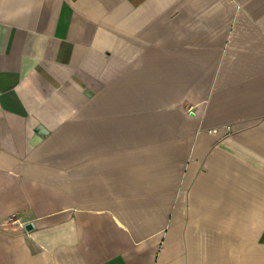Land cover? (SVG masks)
<instances>
[{
	"label": "crops",
	"instance_id": "crops-1",
	"mask_svg": "<svg viewBox=\"0 0 264 264\" xmlns=\"http://www.w3.org/2000/svg\"><path fill=\"white\" fill-rule=\"evenodd\" d=\"M0 264H264V0H0Z\"/></svg>",
	"mask_w": 264,
	"mask_h": 264
},
{
	"label": "built area",
	"instance_id": "built-area-1",
	"mask_svg": "<svg viewBox=\"0 0 264 264\" xmlns=\"http://www.w3.org/2000/svg\"><path fill=\"white\" fill-rule=\"evenodd\" d=\"M215 131H217V129H215ZM9 220H11V221H13V222H18V221H20V219L17 217L16 214H13V215L10 217Z\"/></svg>",
	"mask_w": 264,
	"mask_h": 264
},
{
	"label": "water",
	"instance_id": "water-1",
	"mask_svg": "<svg viewBox=\"0 0 264 264\" xmlns=\"http://www.w3.org/2000/svg\"><path fill=\"white\" fill-rule=\"evenodd\" d=\"M32 227H33L32 224L27 225V228H28V229H31Z\"/></svg>",
	"mask_w": 264,
	"mask_h": 264
}]
</instances>
